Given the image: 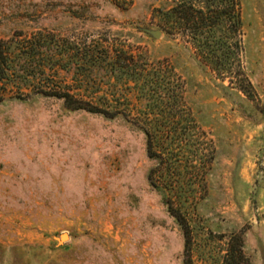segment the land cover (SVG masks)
Here are the masks:
<instances>
[{"label": "rangeland", "instance_id": "rangeland-1", "mask_svg": "<svg viewBox=\"0 0 264 264\" xmlns=\"http://www.w3.org/2000/svg\"><path fill=\"white\" fill-rule=\"evenodd\" d=\"M240 2L220 66L162 28L171 0H0L25 47L0 102V264H264V0Z\"/></svg>", "mask_w": 264, "mask_h": 264}, {"label": "trees", "instance_id": "trees-1", "mask_svg": "<svg viewBox=\"0 0 264 264\" xmlns=\"http://www.w3.org/2000/svg\"><path fill=\"white\" fill-rule=\"evenodd\" d=\"M118 6L128 7L134 0H113ZM172 6L159 10L163 19L162 28L173 33V28L183 34L191 31L193 44L201 52L214 51L220 66L229 58L237 59L243 50L242 8L240 0H171ZM0 38V102L5 98L7 82L14 75L13 58H21L22 41ZM14 50H18L16 55ZM233 55V56H232ZM211 59V58H208ZM225 69V68H224Z\"/></svg>", "mask_w": 264, "mask_h": 264}, {"label": "water", "instance_id": "water-1", "mask_svg": "<svg viewBox=\"0 0 264 264\" xmlns=\"http://www.w3.org/2000/svg\"><path fill=\"white\" fill-rule=\"evenodd\" d=\"M149 33H151L154 37L158 38L161 35V31L158 30H148ZM68 238L67 234H64L61 236V240L64 241Z\"/></svg>", "mask_w": 264, "mask_h": 264}]
</instances>
